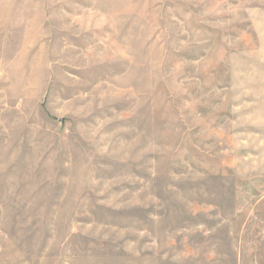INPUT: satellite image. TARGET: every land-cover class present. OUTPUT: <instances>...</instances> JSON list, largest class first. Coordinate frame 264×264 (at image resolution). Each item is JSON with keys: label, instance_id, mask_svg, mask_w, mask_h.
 Instances as JSON below:
<instances>
[{"label": "rangeland", "instance_id": "374dc122", "mask_svg": "<svg viewBox=\"0 0 264 264\" xmlns=\"http://www.w3.org/2000/svg\"><path fill=\"white\" fill-rule=\"evenodd\" d=\"M0 264H264V0H0Z\"/></svg>", "mask_w": 264, "mask_h": 264}]
</instances>
